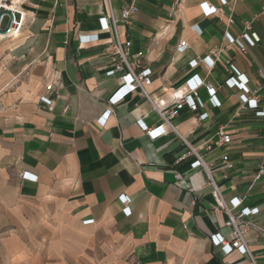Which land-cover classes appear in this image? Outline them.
<instances>
[{"label": "crops", "instance_id": "1", "mask_svg": "<svg viewBox=\"0 0 264 264\" xmlns=\"http://www.w3.org/2000/svg\"><path fill=\"white\" fill-rule=\"evenodd\" d=\"M131 3L137 13L120 22ZM110 6L119 39L130 40L131 55L143 52L134 67L149 70L152 102L171 109V94L194 76L215 95L199 87L204 108L180 111L170 119L176 133L165 129L150 139L141 125L162 121L147 100L132 93L108 103L120 81L106 76L112 34L102 21L105 0H26L19 36L0 42V264H251L247 254H225L212 244L214 234L229 240L227 216L212 211L207 174L192 169L196 158L178 159L185 143L197 149L225 202L240 199L235 214L246 210L245 219L264 230V174H257L264 116L256 114L264 110V0H110ZM252 34L255 44L243 37ZM88 35L96 40H79ZM181 41L186 47L178 51ZM196 58L202 62L193 66ZM231 75L243 77L249 91L258 88V110L242 105L238 88L225 86ZM202 114L205 120H197ZM218 129L229 144L214 143ZM244 239L254 263L264 264V236L252 229Z\"/></svg>", "mask_w": 264, "mask_h": 264}, {"label": "built area", "instance_id": "2", "mask_svg": "<svg viewBox=\"0 0 264 264\" xmlns=\"http://www.w3.org/2000/svg\"><path fill=\"white\" fill-rule=\"evenodd\" d=\"M26 0H0V42L8 39L17 38L23 29L24 25L27 21V13L23 9V4ZM106 7H107V15L105 18H102L103 22H106L105 30H108L112 34V40L108 43L107 46V53L109 56L108 65L106 76L113 77L115 75H119V87L116 92L109 98L108 103L110 106L116 105L118 102L124 100L132 93H138L142 96L145 100H147L152 109L157 113L159 118L162 121V125L157 128L148 129L142 126L146 136L150 139H154L165 129H168L172 132L176 133V130L171 126L170 119L176 117L180 111L188 109L190 112H196L199 109L204 108L203 102L197 96V89L201 86H204L210 99H212L215 95V89L209 85L204 84L203 81L194 76L189 84L184 88L174 91L171 94V99L173 107L171 109L166 108V105L163 101H159L157 104L152 102L148 93L147 87L150 85L149 79V70L146 68H137L134 67V64H138L139 59L143 56V52H139L135 55L130 54L131 49V42L130 40L121 41L119 39L117 33V24L118 21L115 19L113 12L110 6V0H105ZM223 7H227V4L223 1ZM180 4H177V8L174 11L175 13L178 11ZM208 8V6H207ZM209 12L217 13L218 10L209 7ZM228 10H230L228 8ZM138 9L135 4L131 3L126 5L122 8L120 12V22L128 23L130 19L137 13ZM264 12V9H263ZM228 23L231 24L232 20L228 17ZM244 38H248L251 44H255L258 42V38L255 34L251 36L244 35ZM231 44L237 45V48L243 52V46L235 40L228 38ZM81 42L89 43L96 40L95 35H88V36H81L79 37ZM157 44V42H155ZM186 47L185 42L181 41L177 46L178 51L183 50ZM211 57H216L217 52L211 51ZM202 62V59L196 58L192 65H197ZM215 60L212 58V68L215 64ZM229 72L230 67H229ZM259 80L262 79V73L258 72ZM241 80L239 81L238 80ZM225 86L227 88L236 87L241 92L240 101L242 105H245L248 109L258 110V88L249 91V89L245 86V80L241 76H237V78L233 77L232 75L225 81ZM47 90L51 89V85L46 87ZM111 111H105L102 116L98 119V124L103 126L110 116ZM258 116H264V110L256 111ZM206 114H202L197 117V120L202 121L205 120ZM182 139V138H181ZM231 142V137L223 130L218 129L214 135V143L216 145H227ZM185 143V142H184ZM187 146V152L182 155L178 162L184 160L187 156L193 155L196 158V161L192 164V169L203 168V170L207 174V184L210 187L211 196L214 200V206L212 207V211H222L225 212L227 216L226 222H224L223 227L228 230V237L229 240H225L220 234H214L210 237V241L215 246H220L221 250L225 252V254L231 253L232 251H236L240 254H247L250 258L251 264H255L251 255L247 243L244 239V235L249 230H257L264 236V230L255 226L252 222L245 219L247 216L246 210H240L239 215L235 214V211L238 210L241 206V200L238 198H234L229 202H225L223 199L219 188L215 185L213 178L208 173L207 168L205 167L204 163L202 162L199 152L197 149L191 148ZM210 147L207 146L206 150H209ZM257 174L260 176L264 174V161L261 164ZM26 174L21 176L22 179L27 178ZM29 178V177H28ZM174 179L176 182L181 181V176L179 174H175ZM120 202L124 206L123 211L126 215H129L130 210L128 207L129 200L128 198L121 196ZM194 205L195 203L192 202Z\"/></svg>", "mask_w": 264, "mask_h": 264}, {"label": "rangeland", "instance_id": "3", "mask_svg": "<svg viewBox=\"0 0 264 264\" xmlns=\"http://www.w3.org/2000/svg\"><path fill=\"white\" fill-rule=\"evenodd\" d=\"M2 57V54H0V58ZM1 60V59H0Z\"/></svg>", "mask_w": 264, "mask_h": 264}]
</instances>
